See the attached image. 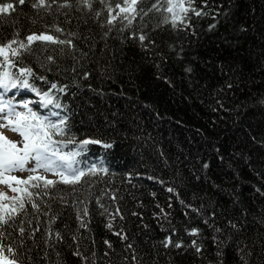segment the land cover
<instances>
[{"label": "trees", "instance_id": "trees-1", "mask_svg": "<svg viewBox=\"0 0 264 264\" xmlns=\"http://www.w3.org/2000/svg\"><path fill=\"white\" fill-rule=\"evenodd\" d=\"M183 2L173 27L168 0H0V97L64 118L85 172L0 222L16 264H264V0Z\"/></svg>", "mask_w": 264, "mask_h": 264}, {"label": "snow or ice", "instance_id": "snow-or-ice-1", "mask_svg": "<svg viewBox=\"0 0 264 264\" xmlns=\"http://www.w3.org/2000/svg\"><path fill=\"white\" fill-rule=\"evenodd\" d=\"M25 0H18L19 4H23ZM127 2V0H125ZM88 7H91L88 0H85ZM136 0H131V4L128 7H121V12L135 11L134 5ZM44 4V0H40V6ZM167 11L172 14L171 23L173 27L177 26V22L184 23L183 13L186 15L189 11V7H186L183 0L179 3L174 2V0H168ZM38 6V5H34ZM117 7H120L117 4ZM10 9H13V5L2 4L0 6V13H7ZM195 11L194 9H192ZM197 16L201 15L200 12H195ZM116 17L113 16L108 23H112ZM127 19V17H124ZM165 22H168V18L165 17ZM131 23V20H129ZM214 27V25H213ZM59 31V29H57ZM141 41L145 39L143 35L139 37ZM34 40H45L53 41L51 35H29L27 41L31 43ZM16 43V41H12ZM60 43H65V41H60ZM70 43V41H69ZM11 48V44L7 45ZM20 47H25L23 43ZM4 47H0V54H4ZM15 55V52H13ZM51 59V58H49ZM191 71V69H187ZM22 74L32 75L30 69H22ZM16 82L12 79L11 74L8 72L0 73V87H15ZM23 87H28V82L25 80L22 84ZM230 86V85H229ZM52 89H56L57 85L52 84ZM35 91V89H33ZM63 91V88L60 89ZM39 94V93H38ZM45 106L53 103L52 98L48 92L43 93V100L41 101ZM27 109V113L16 111V107L11 103H0V128H6L14 133H18L22 138L21 141L16 142L9 140L3 133H0V184L7 185L14 195L12 197L6 196L3 192H0V222L7 223L13 215L22 210L25 207V201L32 204L33 208L37 205L33 202L34 193L30 191V188H39V181H43V185L47 188L53 185L55 182L53 180L46 179L44 176L40 175H29L25 179L18 178L16 175H12L15 172H30L37 173L39 170L43 169L45 172H52L57 176L61 177V180L65 184H75L80 181V178L85 175L84 170L78 167H74L77 163L75 157L79 155L78 152H64L60 145L67 146V143H75L73 139L57 140L54 137L66 136L67 132L65 130L66 121L64 118H59L57 121H53L49 116L39 115L28 107V104L23 105ZM56 108H60L59 103L55 104ZM51 116L59 117V113L52 112ZM99 140H82L79 141L81 149L89 144H99ZM18 144L22 146H18ZM104 147H111L110 144H104ZM34 162L33 167H27L29 162ZM207 167V165H205ZM91 173H95V166L89 168ZM17 185L18 187H13ZM171 191V189H169ZM2 201H9V203H2ZM19 205V208L16 205ZM86 214V213H85ZM7 217V219L5 218ZM170 238L165 242V246L170 243ZM179 247V245H176ZM4 248L0 247V264H16L15 259H9L7 255L4 254ZM9 253L12 252L11 248H8Z\"/></svg>", "mask_w": 264, "mask_h": 264}, {"label": "rangeland", "instance_id": "rangeland-1", "mask_svg": "<svg viewBox=\"0 0 264 264\" xmlns=\"http://www.w3.org/2000/svg\"><path fill=\"white\" fill-rule=\"evenodd\" d=\"M3 95V96H2ZM15 99V97L13 95H11L10 91H3V94L1 93V97H0V103H8L11 102L15 107H16V111L18 112H27V109H25L23 107V105L25 103L28 104L29 108H33L32 110L36 111V109H38V104L34 103V99H26V98H22L21 103L14 104L13 100ZM0 133H3V135H5L9 140L12 141H16L19 142L22 140V138L19 136L18 133H14L6 128H0ZM18 146H22L20 144H18ZM34 166V162H29V164L27 165V167H33ZM12 175H16L18 178H26L29 175H40V176H44L47 179H55L56 177H59L57 175H55L52 172H45L43 169L39 170L37 173H30V172H15L12 173ZM13 187H18L17 185H13ZM0 192L6 193V194H11L13 193L11 191V189L4 184H0Z\"/></svg>", "mask_w": 264, "mask_h": 264}]
</instances>
